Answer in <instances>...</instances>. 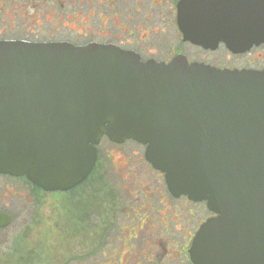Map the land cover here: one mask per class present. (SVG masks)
<instances>
[{
    "label": "water",
    "instance_id": "1",
    "mask_svg": "<svg viewBox=\"0 0 264 264\" xmlns=\"http://www.w3.org/2000/svg\"><path fill=\"white\" fill-rule=\"evenodd\" d=\"M178 23L185 41L244 53L264 43V0H183ZM104 136L146 145L174 195L217 214L196 234L194 264H264V70L0 41V175L68 191L93 171ZM11 221L0 213V229Z\"/></svg>",
    "mask_w": 264,
    "mask_h": 264
},
{
    "label": "flooded vegetation",
    "instance_id": "2",
    "mask_svg": "<svg viewBox=\"0 0 264 264\" xmlns=\"http://www.w3.org/2000/svg\"><path fill=\"white\" fill-rule=\"evenodd\" d=\"M182 2L0 0V41L69 42L77 46L98 43L134 52L143 62L154 60L167 64L185 56L189 63L200 62L221 69L264 70V43L237 54L222 43L219 48L224 47L232 54L212 56L210 49L185 41L178 23ZM56 31L60 33L59 38ZM187 46L198 47L203 52L192 59L184 52ZM106 138L103 137L97 146L98 159L93 172L102 164L101 146ZM129 142L144 147L146 153V146L137 141L116 143L109 139V143L117 147ZM145 153L140 156V161H145L148 169L163 180L162 188L130 192L132 196L140 197V206L131 208L132 202L121 205L122 221L117 212L105 211L102 198L96 201V208L82 212L83 218L82 214L66 215V222L70 224L66 227L69 230L67 237L77 238L80 252L76 249L58 264H194L191 248L196 234L208 219L217 214L209 209L207 201L174 195L164 173L146 160ZM0 213L10 215L12 224L10 213L6 210H0ZM89 226L92 228L88 232ZM7 227L0 229V235ZM259 240L257 238V242Z\"/></svg>",
    "mask_w": 264,
    "mask_h": 264
},
{
    "label": "rangeland",
    "instance_id": "3",
    "mask_svg": "<svg viewBox=\"0 0 264 264\" xmlns=\"http://www.w3.org/2000/svg\"><path fill=\"white\" fill-rule=\"evenodd\" d=\"M56 37H60L57 31ZM184 52L193 59L203 50L187 46ZM211 53L212 56L232 54L224 47L211 50ZM101 151L102 164L71 191L47 192L24 177L0 176V210L13 216L12 224L0 235V264L63 263L76 249L80 252L77 238L67 237L66 227L70 224L65 217L82 214L83 218L82 212L96 208V201L102 198L105 211L117 212L122 221L121 205L132 202L131 208L140 206V197L130 192L162 188L163 180L148 169L145 161H140L144 147L132 142L117 147L106 138ZM91 228L88 227V232Z\"/></svg>",
    "mask_w": 264,
    "mask_h": 264
}]
</instances>
